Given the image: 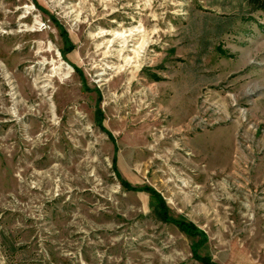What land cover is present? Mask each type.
Listing matches in <instances>:
<instances>
[{
    "label": "rangeland",
    "instance_id": "rangeland-1",
    "mask_svg": "<svg viewBox=\"0 0 264 264\" xmlns=\"http://www.w3.org/2000/svg\"><path fill=\"white\" fill-rule=\"evenodd\" d=\"M171 219L264 264V13L0 0V264H201Z\"/></svg>",
    "mask_w": 264,
    "mask_h": 264
},
{
    "label": "trees",
    "instance_id": "trees-1",
    "mask_svg": "<svg viewBox=\"0 0 264 264\" xmlns=\"http://www.w3.org/2000/svg\"><path fill=\"white\" fill-rule=\"evenodd\" d=\"M242 1H243V5H244V7L246 9V13L247 14H251V13H255V12L264 13V0H242ZM62 34H63V37L65 38V43H67L68 42L67 41V34L65 32H62ZM71 51H72V46L68 45L67 49L62 50V54H63V56H66V54L70 53ZM73 69H74V71L77 74H79L80 78L82 79L81 81L83 82V77H82V74L80 73L81 71L77 67H74ZM95 92L98 94L97 91H95ZM99 100H100V96L98 94L97 101H99ZM95 116H96L97 122H100L101 119H102V111H101L99 106L95 109ZM113 162L115 164V161H113ZM119 179H120L119 181H120L121 185L125 189L148 193L156 201V209H157L158 215L163 220L164 219L167 220L168 211H167V208L165 207L164 200L161 198V196L156 191H154L152 188H150L148 186L133 187V186L130 185L129 182L125 181L124 179H122L120 177H119ZM171 221L182 232H184L188 236H190V237H198L199 238L198 239V243H196L194 245V248H193L194 258L198 262H200L201 264H218L216 262H213L209 257L201 256L200 254H198V249L206 243L203 231L198 229L193 223H190V222H186V221H183V220H177V219H171Z\"/></svg>",
    "mask_w": 264,
    "mask_h": 264
}]
</instances>
